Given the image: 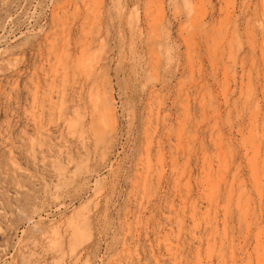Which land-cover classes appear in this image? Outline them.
<instances>
[{
  "label": "rangeland",
  "instance_id": "374dc122",
  "mask_svg": "<svg viewBox=\"0 0 264 264\" xmlns=\"http://www.w3.org/2000/svg\"><path fill=\"white\" fill-rule=\"evenodd\" d=\"M0 264H264V0H0Z\"/></svg>",
  "mask_w": 264,
  "mask_h": 264
},
{
  "label": "bare ground",
  "instance_id": "6f19581e",
  "mask_svg": "<svg viewBox=\"0 0 264 264\" xmlns=\"http://www.w3.org/2000/svg\"><path fill=\"white\" fill-rule=\"evenodd\" d=\"M89 44V43H88ZM113 118H114V116H113Z\"/></svg>",
  "mask_w": 264,
  "mask_h": 264
}]
</instances>
